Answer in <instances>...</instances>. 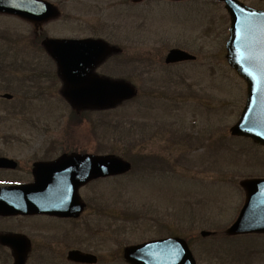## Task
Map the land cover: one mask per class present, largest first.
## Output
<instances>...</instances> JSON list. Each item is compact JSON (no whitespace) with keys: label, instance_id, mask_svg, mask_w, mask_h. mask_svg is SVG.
<instances>
[{"label":"rangeland","instance_id":"obj_1","mask_svg":"<svg viewBox=\"0 0 264 264\" xmlns=\"http://www.w3.org/2000/svg\"><path fill=\"white\" fill-rule=\"evenodd\" d=\"M46 1L61 10V19L35 27L0 15V95L13 96L0 100V138L96 137L98 152L109 145L120 156L142 159L130 174L97 183L104 199L112 196L114 264H126V246L170 235L192 242L197 264H264V238L212 240L223 236L244 203L239 182L264 175V149L229 133L246 85L224 57L222 10L210 8L209 35L201 40V28L183 29L171 18L101 17L94 9L98 0ZM183 31L199 39L188 48L198 60L165 66L169 50L182 45ZM45 36L102 38L122 48L98 73L130 78L138 99L71 128L69 109L57 108L50 96L61 84L38 44ZM103 118L108 136L97 129ZM203 230L216 235L202 238Z\"/></svg>","mask_w":264,"mask_h":264},{"label":"flooded vegetation","instance_id":"obj_2","mask_svg":"<svg viewBox=\"0 0 264 264\" xmlns=\"http://www.w3.org/2000/svg\"><path fill=\"white\" fill-rule=\"evenodd\" d=\"M239 1L264 11V0ZM211 7L227 14L219 0H98L94 9L101 17L171 18L186 25L183 29L194 28L193 19L199 18L202 40L209 35ZM182 33V45L174 48L186 50L197 61L198 54L188 48L199 39L189 40L187 32ZM56 94L50 96L57 108L64 105L69 109L71 128L86 125L88 116L96 113H75L61 92ZM95 128L93 124L92 133ZM60 137L0 138V207L4 208L0 213V264H114L112 196L104 199L97 186L99 181L113 178L92 179L88 172L93 165L88 160L74 161L98 155L97 139ZM19 206L23 212L14 210ZM41 207L50 210L39 211Z\"/></svg>","mask_w":264,"mask_h":264},{"label":"water","instance_id":"obj_3","mask_svg":"<svg viewBox=\"0 0 264 264\" xmlns=\"http://www.w3.org/2000/svg\"><path fill=\"white\" fill-rule=\"evenodd\" d=\"M232 25L227 42L226 59L247 84V102L239 122L232 127L234 136L252 138L264 146V12L246 8L236 0H224ZM0 13L16 15L32 22H44L59 16L57 10L40 0H0ZM58 66L65 87L64 97L77 109H113L137 95L128 82L100 77L95 70L110 55L120 51L100 40H54L42 43ZM194 59L182 51H171L167 63ZM6 98L11 96L6 95ZM93 165L92 178L125 174L131 165L113 155L83 157ZM246 202L239 218L227 231L230 236L264 233V180L241 183ZM65 206L61 207L62 210ZM4 208L0 207V213ZM23 212L22 206L15 207ZM50 210L40 208L39 211ZM56 210V209H51ZM210 234L203 232L202 236ZM125 259L130 264H196L187 246L180 239L160 240L126 248Z\"/></svg>","mask_w":264,"mask_h":264}]
</instances>
